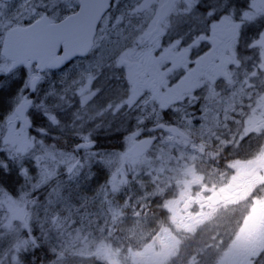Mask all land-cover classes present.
Segmentation results:
<instances>
[{
  "label": "snow or ice",
  "instance_id": "obj_1",
  "mask_svg": "<svg viewBox=\"0 0 264 264\" xmlns=\"http://www.w3.org/2000/svg\"><path fill=\"white\" fill-rule=\"evenodd\" d=\"M105 116L119 150L97 145ZM45 245L50 264H264V0H0V264Z\"/></svg>",
  "mask_w": 264,
  "mask_h": 264
},
{
  "label": "flooded vegetation",
  "instance_id": "obj_2",
  "mask_svg": "<svg viewBox=\"0 0 264 264\" xmlns=\"http://www.w3.org/2000/svg\"><path fill=\"white\" fill-rule=\"evenodd\" d=\"M134 2L135 0H123V3L126 6ZM244 2L245 0L235 1V3L238 5H243ZM113 11H116V9L113 8ZM250 27L252 28V31L248 32V36L246 38H251L257 30H260L259 24L252 25ZM194 28H195V24H193V29ZM96 122H98L101 125V127L96 129L94 133L97 139L98 147L104 150H109V151L119 150L117 149L116 146H119V145L121 146L123 143V140H122L123 128L120 126V123L116 124V120L111 116H105L104 118H97ZM126 126L127 125L125 124L123 127H126ZM98 179H99V182H104L105 174L103 172L99 173L96 176L95 182L90 185L91 188L94 189L97 186L96 182Z\"/></svg>",
  "mask_w": 264,
  "mask_h": 264
},
{
  "label": "rangeland",
  "instance_id": "obj_3",
  "mask_svg": "<svg viewBox=\"0 0 264 264\" xmlns=\"http://www.w3.org/2000/svg\"><path fill=\"white\" fill-rule=\"evenodd\" d=\"M71 70V69H70ZM57 80H59V74L57 76ZM4 102H3V108L7 102V98H4ZM74 102V108H75V99L72 100ZM10 103V101H9ZM71 107L69 110L70 112L69 113H66V114H63L62 116V119H63V122L66 123V124H71V120H72V111H74L75 109ZM61 113L63 112L61 109L59 110ZM116 120V124H119L120 121L119 119H115ZM53 129V128H52ZM119 131V129H118ZM117 149H120V145L119 146H116ZM5 181L6 183H9L11 184L12 186H19V184H22L23 183V179L21 177H18L17 174L15 173V171H13L10 175V177H7L5 178ZM103 182H99V179L97 180L96 184H102ZM43 196V195H42ZM39 233L37 232V235ZM35 253V252H34ZM34 253H30L29 255L31 256V260L29 261L28 264H35V261H36V257H35V254ZM38 253L42 255H44L46 257V261H47V264H50L51 260L49 261V259H52V254L47 250V245L41 247L38 249ZM41 261H38L36 264H40ZM26 264V263H25Z\"/></svg>",
  "mask_w": 264,
  "mask_h": 264
},
{
  "label": "trees",
  "instance_id": "obj_4",
  "mask_svg": "<svg viewBox=\"0 0 264 264\" xmlns=\"http://www.w3.org/2000/svg\"><path fill=\"white\" fill-rule=\"evenodd\" d=\"M235 1H237V0H234V2ZM4 98H7V102H6V104H5L4 108H3V109H6L8 104H9L10 97L7 94H5L4 97H3V102L5 100ZM54 138H59L63 145L66 144V146H68L67 145V140H68L69 137H68V134H67L66 131L54 128L53 129V134H52V141H53V143H56L57 141ZM36 258H37V262L41 261L40 264H47L46 257L44 255L41 256V254L38 253V256ZM30 260H31V256L28 254V257L25 260V263L28 264Z\"/></svg>",
  "mask_w": 264,
  "mask_h": 264
}]
</instances>
